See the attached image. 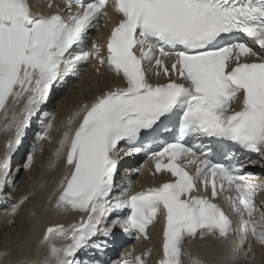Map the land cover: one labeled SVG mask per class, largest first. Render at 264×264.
<instances>
[{"label": "snow or ice", "instance_id": "6c2138e0", "mask_svg": "<svg viewBox=\"0 0 264 264\" xmlns=\"http://www.w3.org/2000/svg\"><path fill=\"white\" fill-rule=\"evenodd\" d=\"M64 3L45 14L29 0H0V130L10 133L0 153V197L9 199L3 189L15 183L11 157L54 85L79 78L93 59L124 83L67 118L53 153L54 161H64L59 194L48 201L80 217L48 226L39 242L43 257L31 264H102L97 256L115 243L117 230L148 239L158 217L163 229L155 264H186L185 257L187 264H204L185 243L206 236L225 244L241 237L252 264L254 245L264 246V213L256 216L255 200L264 185L254 183L257 174L247 169L257 162L245 154L264 160V0ZM109 5L119 18L99 44L91 33L102 15L109 17ZM43 120L24 169L32 167L39 142L52 139L51 114ZM140 153L154 162L155 173L172 178L133 192L132 176L141 169L129 167L118 185L121 158ZM221 195L235 219L214 202ZM28 198L11 203L8 215ZM240 251L231 244L233 259ZM151 253L125 250L110 264H149Z\"/></svg>", "mask_w": 264, "mask_h": 264}, {"label": "bare ground", "instance_id": "6f19581e", "mask_svg": "<svg viewBox=\"0 0 264 264\" xmlns=\"http://www.w3.org/2000/svg\"><path fill=\"white\" fill-rule=\"evenodd\" d=\"M83 84H84L83 82L79 83V80H78V82L75 85L76 89L78 87H80V85H83ZM84 85H86V84H84ZM93 85H94V87H98V88H103L105 86V84H103V83L99 84V82H97V83L95 82V83H93ZM87 86H89V85H87ZM80 88H83V87H80ZM71 90H73V91H71ZM71 90L67 94L65 93L66 95H69L68 98L69 97L70 98L68 100L64 99L65 101H64L63 105L61 106L62 108L60 107L61 108V110L59 111L60 115L53 113V118L51 120V123L53 125L52 134H53L54 137H53L52 141L50 142L48 140V143H50L49 145L47 143L43 144V142H45L44 140L40 141L37 151L40 150L41 146L44 147V145H45V149L42 150V152H44V154H46V155L48 153L52 154V152L55 151V148L57 146V142L60 139V136H59L58 133L62 130L63 123L65 122V120H67L68 115H69V113H70L72 108H74L75 111L78 109L76 107L77 101L78 100H82L81 96L78 95V91L76 93V90H74L73 87L71 88ZM80 93H82V92H80ZM53 97H54V94L49 98V100H51ZM72 114H70V115H72ZM2 124H3V117H2V114H0V126H2ZM0 133H2L1 130H0ZM27 139L29 140V136H28ZM25 143H27V142H25ZM25 143L23 144V147L24 146L27 147L28 144H25ZM44 150H46V151H44ZM2 151H3V145L1 143V145H0V153ZM37 160H39V155L38 154H36L34 156V162L32 164V167H33V165L35 166V164H37V162H36ZM53 163H54V166H50V171H52V172L47 177L48 179L51 177V179L49 180V183L47 184L48 186L47 185L45 186L41 182H36V178H33V176L31 174H29L28 175V181H27L28 184L26 183L27 186H26V184H22L21 187L19 188V191L21 193V195H19V197L24 196V195H28L29 196L28 200L24 204H28V207L31 206V221H30V223L33 222V224L29 223L30 225L29 224H28L29 226L27 225L28 227L23 231L24 237L20 240V243L17 245V248L15 247L16 248V258L14 260L17 263H20L23 260L25 254L27 252L32 251V254H33V250L31 248L32 245H31L30 241H34V238L37 237V232L41 231L46 225H48L47 221L44 220L45 219V215L48 216V215H51L52 213H56V212L62 211L63 212L62 216H64V214H66L67 218H63L61 216H56L54 218H51V222H57L59 224H69L70 223V216L68 215L69 213H67L68 211L65 212V211H63L61 209H57L51 204H49L48 207H46L43 204L45 202V200H47V198L51 195L50 193H53V192H54L53 201L55 200V196L58 193L57 185H58L60 177H61V175H62V173L64 171V161H63V159H60L58 161L48 160V165H51ZM11 167H14L13 168V170H14L17 167V163L16 164H11ZM32 167L29 168V169H26V170L30 171L32 169ZM24 171H25V169H24ZM15 179H16V177H14V180ZM34 182H36L35 186L32 185ZM50 185H52L51 188H49ZM14 187H15L14 184H12L10 189L8 190V192L10 194L14 192L13 191ZM10 197H11V195H10ZM5 202H6V200H4L2 197H0V225H2V227H1L2 229H4V227H3L4 225H8L7 221L12 216V215H8V211L7 212L1 211V207L3 206V204H5ZM41 217H42L43 221H41ZM19 221H17V222H19ZM9 228H11V227H9ZM3 233L7 234L9 232L5 231ZM4 240L9 241L10 238H4L0 242H2V241L4 242ZM206 242H208L209 244H200L199 248L198 249H194V250L195 251L204 252L205 250L211 248L210 242L209 241H206ZM10 248L13 249V247H10ZM33 249L35 250L34 247H33ZM186 249L188 250V248H186ZM242 249H243V246H241V250ZM230 252H227L224 255L220 256L218 251H217L216 258L213 259L212 260L213 262H211L210 264H223V263H225V264H242V263L246 264L245 258H242V252H239L238 253V258H235V259H233L232 256H230ZM10 254H11V251H10ZM41 255H42V250L40 251L38 249L37 250V256L33 257V255H32L31 260L29 261V263L31 264V262H33L34 258H35V260H39L41 258ZM256 257L258 258V261L255 262L254 264H264V250L263 249H258V251L256 252Z\"/></svg>", "mask_w": 264, "mask_h": 264}, {"label": "rangeland", "instance_id": "374dc122", "mask_svg": "<svg viewBox=\"0 0 264 264\" xmlns=\"http://www.w3.org/2000/svg\"><path fill=\"white\" fill-rule=\"evenodd\" d=\"M81 92V90L79 91V95H81V94H83V93H85V91H83L82 93H80ZM70 98V97H69ZM68 98V99H69ZM68 99H66V100H68ZM50 108H52V109H54V108H56V103H55V99L53 98L52 100H51V103H50ZM45 142H43V144H50V143H48V140H44ZM43 147V146H42ZM43 149H45V145H44V147H43ZM44 151H46V150H44ZM41 158L42 157H39V160H37L36 162H37V164H35V166L33 165V167H32V169L30 170V172L32 173V174H34V173H36V171H37V167H38V162H40L41 161ZM24 175L25 176H27V173L26 172H24V171H21V174H19V178H18V180L19 181H21V183H22V181H24L25 182V178H24ZM15 181H16V179H15ZM15 184V183H14ZM22 185V184H21ZM21 185H20V187H21ZM15 186V185H14ZM19 187V188H20ZM14 192L16 191V189H17V186H15L14 187ZM13 192V193H14ZM13 193H11V195L13 194ZM15 199H11V200H9L10 201V204L11 203H14L15 201H14ZM26 205V206H25ZM8 208V207H4L3 208V210H6V209ZM30 213H31V210H30V207H28V204H23L20 208H19V210L17 211V213L15 214V215H12L11 216V220H9V222H8V225H4L3 227H4V229H2L1 227H2V225H0V241L1 240H3L4 238H10V240L9 241H6V240H4V242L2 241V242H0V252H6L7 253V255L9 256V255H11L10 254V251H11V253L13 252V249L16 247L17 248V245L20 243V240L24 237V233H23V231L30 225L29 223H30ZM25 216V217H24ZM18 218V219H17ZM21 219V220H20ZM58 219V218H57ZM20 220V221H19ZM11 221V222H10ZM17 221H19V222H17ZM46 221H47V224H48V222L50 221V223H52L51 222V220H47L46 219ZM20 223V224H19ZM29 224V225H28ZM28 225V226H27ZM9 227H11V228H9ZM9 232V233H7V234H4L3 232ZM8 243L9 245L8 246H6V247H3V243ZM10 247H13V249L12 248H10ZM10 248V249H9ZM6 255V256H7ZM28 264H30L29 262H28Z\"/></svg>", "mask_w": 264, "mask_h": 264}]
</instances>
